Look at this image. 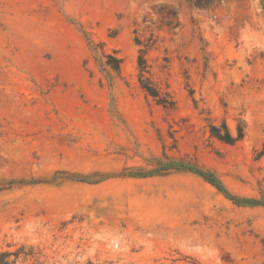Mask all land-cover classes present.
Wrapping results in <instances>:
<instances>
[{"label":"rangeland","instance_id":"rangeland-1","mask_svg":"<svg viewBox=\"0 0 264 264\" xmlns=\"http://www.w3.org/2000/svg\"><path fill=\"white\" fill-rule=\"evenodd\" d=\"M261 201L264 0H0V264H264Z\"/></svg>","mask_w":264,"mask_h":264},{"label":"trees","instance_id":"trees-1","mask_svg":"<svg viewBox=\"0 0 264 264\" xmlns=\"http://www.w3.org/2000/svg\"><path fill=\"white\" fill-rule=\"evenodd\" d=\"M201 2V1H199ZM119 62V60H118ZM115 65L116 69H119V63ZM138 68H139V82L141 88L151 97L154 99H157L160 103L163 105L169 104L172 105L173 101H168V99H162L159 97V93L157 89L152 86V84L147 80V78L143 77V73L147 72L146 70V65H145V60L143 58L142 54H139L138 56ZM209 133L211 136L217 138L218 140L228 143V144H233L235 141L239 140L243 136V127L239 126L237 128L236 134H233L230 129L228 128L227 124L225 121H222L220 125H215L210 123L209 124ZM195 172L203 177L205 180L211 182L213 185H215L220 191H222L226 197L229 199L233 200L236 203H244V202H252V203H258L259 201L254 200V199H239L230 193H228L225 189H223L219 183V181L210 173L201 171V170H195ZM260 204L264 206V201H261Z\"/></svg>","mask_w":264,"mask_h":264}]
</instances>
